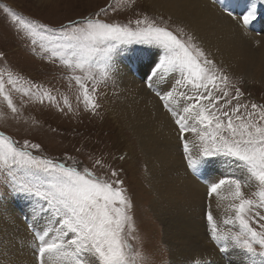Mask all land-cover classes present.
<instances>
[{"label":"snow or ice","instance_id":"snow-or-ice-1","mask_svg":"<svg viewBox=\"0 0 264 264\" xmlns=\"http://www.w3.org/2000/svg\"><path fill=\"white\" fill-rule=\"evenodd\" d=\"M260 6H264V0H260ZM4 11L13 23L18 22L32 36L44 37V33L50 31L46 25L29 22L7 7ZM257 12L256 3H250L240 17L245 30L257 20ZM228 15L232 13L228 12ZM181 33L183 38L147 17L137 19L132 27L131 22L120 25L94 16L62 25L59 36L47 38L49 47L45 50L69 69L91 73L101 61L107 72L111 54L118 45L144 44L160 49L159 62L153 68L147 86L154 89L157 83L179 74L176 83L181 87L190 86L192 90L191 93L179 92L180 97L191 101L185 106L175 100L177 89L171 85L168 86L171 90L156 91L178 126L187 168L198 173L205 163L223 159L229 163L238 162L247 173L243 181L226 176L210 186L209 196L227 185L233 199L239 201L236 214L224 220L226 225L232 226L238 221L237 231L221 232L212 213L207 214L210 240L220 254L226 256L230 251L238 250L248 264H264V106L252 103V111L247 112L243 93L232 83L227 72L209 58L197 43V37L188 35L183 29ZM75 79L84 89L85 104L95 115L100 105L92 93L98 88L93 87L90 92L80 76ZM89 79L95 80V76L90 75ZM0 94L12 113H17L11 95L5 91L3 79H0ZM46 95L49 100L53 99L50 94ZM242 108L245 113H241ZM189 132L199 140L196 158L185 139ZM31 149L39 150L40 145L29 141L18 145L0 133V168L7 173L8 194L33 198V214L51 212L50 224L59 225L50 226L39 235V264H65V260L69 264H133L124 252V248H131V245H125L121 239L122 234L126 235L125 227L133 205L119 173L113 170L108 180H102L88 169L57 163L33 154ZM95 163L104 167L99 160ZM253 180L259 188L258 200L246 199L242 191V185L251 184ZM0 199H3L2 195ZM250 221L260 230L252 227ZM50 233L55 234L45 239Z\"/></svg>","mask_w":264,"mask_h":264},{"label":"rangeland","instance_id":"rangeland-1","mask_svg":"<svg viewBox=\"0 0 264 264\" xmlns=\"http://www.w3.org/2000/svg\"><path fill=\"white\" fill-rule=\"evenodd\" d=\"M5 7L18 13L29 22L46 25L50 31L44 33V37L32 36L18 22H12L11 17L4 11ZM217 9L222 13L224 12L218 6ZM94 16L104 22L120 25H129L131 22L132 27H135L137 19L147 17L149 21L156 20L157 23H162L171 28L182 38L181 29L188 35L197 37V43L205 39L197 31L190 30L189 33L184 26H181L177 20L168 15L157 13L147 4L146 0H134V3L132 0H0V79H3L5 91L11 95L13 103L18 109L17 113H12L3 95L0 94V133L10 137L18 145L25 141H29L31 144H39V150L31 149L33 154L42 155L57 163L63 162L69 167H76L80 170L88 169L102 180H108L111 171L118 172L119 178L124 180L123 187L127 189L126 194L131 198L133 205L130 219L125 227L126 235H121L125 245H131V248H124L126 256L131 258L133 264H171V250L166 243L165 234H163L165 227L150 209V203L155 195L150 194L146 184V165L139 146V139L126 126L121 117L125 102L122 100L121 89L115 76L114 61L121 50L131 49L132 44L117 46L111 54L112 59L109 62L107 72L102 68L103 61L100 62L99 66L93 67L91 73L88 71L81 72L79 69H69L63 61L58 58L54 59L51 52L45 50L49 47L47 38L59 36L62 25H67L70 21H80ZM261 23L263 22L261 21ZM259 25H261L260 22ZM259 25H255L256 27L252 29V32L257 31ZM261 32H264V29ZM254 33L264 36V33ZM33 40L35 41L34 44ZM199 44L202 47L201 43ZM140 45L147 47V49L152 47L150 50L160 51L161 55V50L156 49V47ZM150 50L143 54L149 55ZM206 53L209 58L215 60L217 65L227 72L232 83L240 88L243 93L242 101L248 105L247 112L252 111V103L264 106L263 84L256 81L251 82L244 76L231 73L224 66L223 57L217 51L218 59L214 55H210L208 51ZM146 59L153 62L151 58L146 57ZM90 75H94L95 80H90ZM76 76L81 77V82L88 86L90 92L93 87L98 88L96 93H92L100 105L95 110V115L84 102V89L77 83ZM171 79L169 82L174 87H179L181 92L191 93L190 86L181 87L176 83L180 79L179 74ZM137 81L155 97H153L154 103L159 102L163 108V113L170 122H173L174 118L163 106L164 101L159 100L146 87L147 80ZM160 87H163L162 82L156 84L155 88ZM46 94H50L53 99L49 100ZM178 95L179 89H177V98L184 99ZM245 111V109H241V113H245ZM255 118L254 116L253 119ZM175 126L178 133L179 148L184 153L183 145H181L183 141L179 135L178 126L176 124ZM97 160L103 163V168L96 165L95 161ZM184 161L186 165V158ZM188 172L191 173V170L188 169ZM7 179L6 170L0 168V195L3 196V199H0V206L12 205L8 209H16L17 211L16 198H14L16 196L9 195L5 186ZM239 179L244 180L243 178ZM252 182L251 185L245 183V186L243 184L242 191L246 199L258 200L259 188L256 181L253 180ZM202 187L204 188V186ZM204 190L206 191L205 201L207 202L204 201L202 213L200 208L197 209L198 214H201V217L198 218L200 222L205 224L207 238L212 242L210 240L209 222L205 217L209 213L207 203L210 196L207 193L208 190L206 188ZM13 201H15L14 204ZM41 203L46 202L42 201ZM238 205L239 201L236 200L233 205V213L229 215V218L236 214ZM17 214L15 222L19 225H16L18 229L15 228L14 231L17 237L15 235L6 236V231L3 232L2 237L0 236V263L2 264H6L4 263L5 260L8 264H28L23 262L22 257L23 234L29 236L30 241L36 244L41 234L38 228L33 230L34 227L32 226L34 225L32 223L28 225V230L23 228L24 226L20 224L26 225L29 219L25 217L20 223V219L23 217H17ZM47 215L52 218L51 212H47ZM3 216L9 219L8 211H5ZM46 217L42 218L43 226L40 228L43 229L42 232L49 228L45 221L50 219ZM7 218L3 221H7ZM181 223L184 222L181 221L179 226ZM250 224L258 231L260 230L255 223L250 221ZM20 226L25 232L21 233L23 229ZM227 226V231L239 230L238 221L235 226ZM176 229L177 227H174L171 231H176ZM30 230L35 233L32 234ZM19 236L20 238H18ZM11 237L14 238L11 239ZM211 244L214 246V242ZM37 246L39 245L37 244ZM214 248L217 250L215 246ZM203 263L201 260H197L193 261L192 264Z\"/></svg>","mask_w":264,"mask_h":264},{"label":"bare ground","instance_id":"bare-ground-1","mask_svg":"<svg viewBox=\"0 0 264 264\" xmlns=\"http://www.w3.org/2000/svg\"><path fill=\"white\" fill-rule=\"evenodd\" d=\"M146 1L157 13L166 14L170 18L177 20L189 33L190 30L197 31L205 37L203 41L198 42L201 43L202 47L210 55H214L218 59L219 55L216 53L217 51L223 57L222 61L224 66L231 73L244 76L251 82L256 81L264 85V36L256 35L252 32V29L250 31L245 30L240 18L232 15L229 16L226 12H220L214 0ZM254 1L259 3L258 6L262 16L261 21L263 22L261 23L260 21L261 25H259V22L254 25H259L258 30L261 31L264 29V6H260V0ZM242 14H245V10H243ZM130 50L122 51L114 61L116 68L115 76L121 89L122 100L125 102L123 103L124 111L121 117L126 123V126L139 139V146L146 165V184L149 187L150 194L155 195L150 203V209L165 227L163 234H165L166 243L171 250V264H192L193 261L197 260H201L204 262L203 264H208L209 262L211 264H227V259L229 258L221 257L218 250H215L211 244L212 242L207 238L208 234L205 229V224L200 222L198 218L201 217V214H198L199 211L197 209L200 208L202 213L204 211L202 208L205 202H207L205 201L207 196L204 190L206 187L203 188L191 173L188 172L184 161L185 153L179 148L175 122L169 121V118L163 113L161 104L159 102L154 103V96L146 91L145 87L137 81L125 66L126 62L146 59V57L153 59V62L147 60L150 66H152L156 61L159 62L161 56L160 51L150 50L149 55L138 51L136 56L133 57V60L130 61L127 59L129 56L127 53ZM148 72L149 70L143 73L145 79ZM169 80L172 79L170 78L162 82L163 87L157 88V90L163 91L165 88H168V90L176 88L181 92L180 88L174 87ZM169 85H171V88L168 87ZM175 100L178 101L180 106L191 103L186 99H179L177 96ZM185 139L189 142L193 158H196V145L199 142L198 137L194 133L189 132L186 133ZM215 163L220 167V170L211 182V185L220 180L224 171L225 175L223 178L226 176H235L236 178L245 179L246 177L243 168L237 164L233 165L232 163L221 160H216ZM207 190L209 191V188ZM14 198H16L17 211L16 209H8L12 205L0 206L1 237L4 231H6V236L16 234H14V231L17 225L15 222L17 213V217H23L20 219V223L25 217H28L29 220L26 225L20 224L24 226L23 228H27V230L28 225L32 223L34 225L32 226L34 227L33 230L38 228L42 234L43 232L41 230L43 229H40L43 226L42 218L46 216V218L50 219L49 221L48 219L45 221L47 227H59L58 224H50L52 218L47 215V212L40 213L39 215L33 214L34 200L30 197L19 195ZM235 202L236 200L233 199L232 192L229 191L227 185L219 189L217 193L212 194L208 199L209 212L212 213L214 222L217 223L221 232L227 231L228 229L224 220L229 219V215L233 213V205ZM14 203L15 201H13ZM5 211H8L9 219L3 216ZM6 218L8 220L3 221ZM181 221L184 223H181L179 226ZM172 227H177L176 231H171L173 229ZM20 228L23 229L21 226ZM23 232H25L24 229L21 233ZM54 234L50 233L49 237L45 239H50ZM23 236V262L38 264L39 260H37L36 253L33 250L35 249L39 252V246L30 241L29 236L25 233ZM13 238L11 237V239ZM38 242L40 243L39 240ZM29 243L33 245L29 247ZM230 252V258L233 262L229 264H246L244 262H247V260L244 258L243 253L239 251L235 252L234 250ZM6 253L8 254V252ZM25 258L26 261H24ZM45 259H47V256H45ZM66 261L68 260H65V264H69ZM4 263L8 264L6 260Z\"/></svg>","mask_w":264,"mask_h":264}]
</instances>
